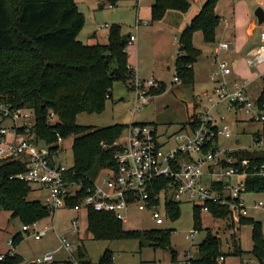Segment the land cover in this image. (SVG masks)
<instances>
[{
	"label": "trees",
	"instance_id": "trees-1",
	"mask_svg": "<svg viewBox=\"0 0 264 264\" xmlns=\"http://www.w3.org/2000/svg\"><path fill=\"white\" fill-rule=\"evenodd\" d=\"M115 6L118 0H106ZM219 0H207L195 14L189 25L180 32L177 41L178 54L174 60V78L185 83H194V63L201 51L193 47L195 32H200L205 44L215 41L216 28L221 17L215 8ZM190 8V0H154L150 8L152 22H161L168 11L185 13ZM84 24L83 16L77 12L73 0H0V102L13 109L24 108L33 111L34 134L42 142H54L57 134L66 139L73 136L71 145L72 164L70 172L73 179L84 184L78 203L90 181L105 167H113V151L105 150L102 143L111 144L128 125L114 124L98 129L78 126L76 118L81 113L97 114L104 110L110 99L113 82H122L129 90L133 79V69L128 66L126 48L130 34L120 33V26L108 27L105 44L86 45L78 41V32ZM92 36H95L93 34ZM165 84L158 83L156 89H150L151 96L165 91ZM258 102H264V86ZM53 118L49 122V115ZM201 123L197 114L190 116L183 127L196 129ZM237 158L250 157L248 152H233ZM19 162H0V210L10 212V216L19 219L21 224L31 225L50 217L40 200L28 199L32 186L10 177L25 172ZM167 180H161L154 188L157 193L165 188ZM248 191L264 193V179H255ZM179 202L165 200L164 209L167 218L176 221L180 217ZM193 228L200 232L201 215L198 206H193ZM213 220H229L226 208L211 206L208 210ZM87 230L93 240L117 241L133 240L139 246L154 248L170 247L172 230H125L123 223L109 212L87 210ZM231 219V218H230ZM240 225L251 226V254L264 264V235L262 226L251 217L240 218ZM196 249V256L189 257L187 264H224L226 255L222 252L220 236L209 229ZM12 246L16 248L23 240V234L12 237ZM233 253L242 254L233 241ZM79 264H93L87 258L86 249L78 246L74 252ZM173 258L175 252L172 251ZM21 256L5 255L0 264H21ZM54 263V262H53ZM99 264H114L113 254L105 250ZM63 264H70L65 261Z\"/></svg>",
	"mask_w": 264,
	"mask_h": 264
},
{
	"label": "built area",
	"instance_id": "built-area-1",
	"mask_svg": "<svg viewBox=\"0 0 264 264\" xmlns=\"http://www.w3.org/2000/svg\"><path fill=\"white\" fill-rule=\"evenodd\" d=\"M135 40L131 35L128 45ZM233 46L228 42L217 43L215 52H227ZM244 63L255 70L264 65V30L260 33L258 47L247 52ZM216 64L211 78L217 80L221 77L222 81L217 80L211 93L203 94L209 107L204 114H198L200 125L194 130L182 126L179 132L165 135L152 124L130 123L111 144H101L103 149L113 151L114 166L105 167L94 179H88L86 193L78 203L71 202L78 199L84 184L73 179L71 166L67 164L65 140L59 134L54 142L37 139L32 130L35 123L33 111L15 110L0 102V162H19L26 168L25 172L10 178L42 189L43 206L50 217L57 210L80 212L84 209L109 212L124 224L127 211L134 208L138 212L150 213L154 222L162 225L168 216L164 209L168 198L179 203H192L203 213H208L211 206H220L229 211L230 218L235 216L238 220L247 218L250 210L264 215V201L247 204V196L255 194L248 191V187L255 179H264V102L259 103L258 98L248 96L247 80H227L232 73L228 61L218 60ZM261 77V73L256 76L257 79ZM173 81L178 83L174 77ZM158 83L152 79L140 81L133 73L129 83L136 99L132 113L146 106L151 99L149 90L156 89ZM219 106L227 112L242 113L248 122L258 126L259 130L252 134L249 145L239 143L229 148L218 145L219 141L231 137L230 131L215 123L224 119ZM212 111L217 117H210ZM49 117L50 122L53 115ZM233 152H248L250 157L237 158L232 156ZM164 179L167 180L165 188L155 193L156 184ZM71 226L75 231L77 220H73ZM49 229L41 228L39 221L21 227V231L34 240L44 237ZM197 233L193 231L186 238L191 242ZM7 244L10 251L0 253V262L6 254L15 255L12 240ZM57 248L27 264H52L58 251L67 254L70 264H79L74 254L78 247L67 241L64 235L58 237ZM218 260L223 261V258Z\"/></svg>",
	"mask_w": 264,
	"mask_h": 264
},
{
	"label": "rangeland",
	"instance_id": "rangeland-1",
	"mask_svg": "<svg viewBox=\"0 0 264 264\" xmlns=\"http://www.w3.org/2000/svg\"><path fill=\"white\" fill-rule=\"evenodd\" d=\"M115 6L109 7L106 0H73L77 12L84 18V24L78 32V41L86 45L105 44L107 42L108 27L112 25L120 26V33L123 35H134L137 37L136 46L126 48L128 61L137 70L136 77L140 81L155 80L163 82L166 86L165 91L157 96H151L150 101L141 110L132 113L136 99L133 92L122 82H113L111 98L105 103L104 110L97 114L81 113L76 118L78 126H89L95 129L108 127L114 124L129 125L130 123L156 124L159 132L165 135H172L180 131L182 125L186 123L193 114H204L209 107L203 94L211 93L214 81L211 74L214 73L212 45L205 44L200 32L194 35L193 46L201 49L202 54L194 63V83L185 84L178 80L173 81L174 59L178 54L177 35L180 30L192 19V13L198 6L191 0L189 11L174 12L168 11L161 22H152L148 11V5L153 4L154 0H118ZM201 2V0H199ZM255 0H219L217 3V13L221 18L239 25L247 22V12L253 14ZM147 8V9H146ZM141 19V23L136 26V19ZM107 27H104V26ZM264 25V24H263ZM136 26V27H135ZM262 26V25H261ZM136 28V30H135ZM260 26L255 33V39L260 36ZM96 34V36H92ZM129 65V64H128ZM263 78L256 81L252 86V93L248 96L252 99L259 97L260 91L264 86ZM143 79V80H142ZM217 79L221 80V77ZM222 81V80H221ZM250 91V89H249ZM248 92V90H247ZM224 119L220 121L221 127L231 132L228 140L219 141L220 147H234L233 140L240 138L237 144L249 145L252 134L259 130L256 124L248 122L242 113L228 111L219 106ZM210 117L217 115L214 111L210 112ZM73 136L65 139L64 146L67 149V164H72V145ZM43 194L36 192L30 194L28 199L40 200L43 204ZM253 201H264L263 194L247 196V204ZM193 205L188 202L179 204L180 217L176 221L165 218L162 225H157L147 212H138L134 208L127 211V221L123 224L125 230H149V229H170V247L166 249L154 248L145 245L139 246L136 239L117 240V241H96L93 240L87 230V214L83 209L80 212L73 210H57L53 216L41 221L40 227L50 226L51 220L55 226L54 232H49L42 239L34 240L29 234L22 232L19 219L10 216V212L0 210V253H8L10 246L9 240L16 234H23V241L15 249L22 256V260H36L44 253L56 250L57 232H68L71 219L80 215L78 223L79 232L82 240L78 238L73 242L86 249L87 258L93 264H99L101 254L109 250L113 254L114 264H187L189 257L196 256V249L199 242L203 239L206 230L217 233L221 238L222 252L226 255L223 259L224 264H259L258 260L251 254L253 243L251 242V226L240 225L238 219L233 216L229 220H213L209 214L202 213L200 232L194 235L190 242L186 236L194 231L193 228ZM249 217L259 222L262 226L264 235V215L260 211L249 212ZM228 224L230 226H228ZM70 237H74L70 235ZM233 241L237 242V247L242 254L233 253L235 250ZM172 251L175 252L173 258ZM15 253V255H16ZM57 259L61 253H56ZM58 260V259H57ZM249 260V261H248ZM57 264H62L61 262Z\"/></svg>",
	"mask_w": 264,
	"mask_h": 264
},
{
	"label": "crops",
	"instance_id": "crops-1",
	"mask_svg": "<svg viewBox=\"0 0 264 264\" xmlns=\"http://www.w3.org/2000/svg\"><path fill=\"white\" fill-rule=\"evenodd\" d=\"M206 1L207 0H201V2H200L199 0H193V2L195 4H197L198 6L194 9V11L192 13V15H193L192 16V19H193V17L195 16V14L200 10V8L203 6V4ZM190 2H191V0H190ZM151 5H152V3L150 5H148V11H149V13H150ZM258 6H260L264 10V0H255L254 7H253V11ZM190 8H191V3H190ZM215 13H216V15L220 16L217 13V5H216V8H215ZM246 14H247V16H246L247 22H245L242 25H239L238 20H237V23L235 22V23H232V25H231V22H229L227 19H225L224 17L221 18V22H220L219 26L215 30L216 31L215 41L212 42V43H210V44H208V45H212L213 44V46H212L213 48H212L211 52L213 54V66L215 67V69H216V66H217L216 63H217L218 60L228 61V63L231 64L232 73H231V75L229 77H227V80H229V81L232 80V79L233 80L234 79L247 80L249 82V85H248V88H247V90H248L247 94L250 95L252 93V91H253L252 90L253 84L256 81H259L260 80V79H257L256 78L257 74H260V73L263 74L264 73V65H261L257 70H255V69H249L246 66V63H244V60H245V57H246L247 52L249 50L255 48V47H258V45L260 43V36H259L258 39H255L254 38L255 37V33H256V31H257V29H258L259 26H257V24H256V20H255L254 15L252 14V10H251V13L247 12ZM220 17H222V16H220ZM191 20H190V22H191ZM136 23H137V25H139L141 23V19H138L137 18L136 19ZM189 23L186 24V26L189 25ZM186 26H184L182 29H184ZM135 30H136V28H135ZM260 30H261V32L264 30V25L263 24H262V26L260 25ZM180 33H178V35H177V41H178V37H179ZM196 33L197 32H195L194 35ZM95 36H96V34H95ZM135 38H136V40L132 44H130L128 46H136V45H133L137 41V37H135ZM193 42H194V36H193L192 44H193ZM224 42L225 43L228 42L230 44H234L235 46L231 47V49L228 50L227 52L221 51L219 53H216L215 52V48H216L215 46L217 45V43H224ZM198 50L201 51V49H198ZM201 54H202V51H201ZM128 64H129L128 66H130L133 69L134 74L136 75L137 74V70L135 69V66H132L131 63H128ZM193 69H194V67H193ZM261 78H263V77H261ZM211 80L214 81V85H213V88H214L217 85V80H219V79L215 80V79H212L211 78ZM160 83H162V82H160ZM249 89H250V91H249ZM220 121H223V120H217L215 123H216V125L218 127L223 128V127H221ZM133 123H135V122H133ZM147 123L152 124L156 128V124L151 123V122H147ZM147 123H144V124H147ZM156 130L158 131L157 128H156ZM240 138L233 140V143L236 146H237V143L240 140ZM36 192H38V193L41 192L42 194H44L43 193V190L40 189L39 187H37V186L32 187V193L31 194L34 195ZM73 220H77V227H76L77 229L75 231H73L72 230L71 223H70V227L67 230L68 232L67 233L66 232H63V231L62 232H57L56 238L58 240V237L59 236L64 235L66 237L67 241H69L70 243H72L75 246H77V245H79V243L76 244V243L73 242L74 240H71V239H74V238H75V240L77 238L79 240H82L83 239L81 237V235H80L79 227H78V223H79V220H80V215H76L74 218H72L71 219V222ZM52 225H53V223H52V220H51V225L50 226H44V227H47V228L50 227V229L47 230V234L49 232H54L55 231L54 230L55 229V226L54 225L52 226ZM70 235H72L74 237L72 238V237H70ZM57 243H58V241H57ZM57 247H58V245L55 248L58 249ZM3 253H5V252H3ZM3 253H1V254H3ZM15 253H16V251H15ZM58 253H61V255H59V257H57L58 260L55 258L54 263H52V264H57L59 262H61L63 264V262L67 261V254L64 251H58ZM16 255L17 256H21L18 252L16 253ZM21 258H22V256H21ZM29 261H32V260H29ZM224 262H225V260H224ZM27 263H28V261L23 260V262L21 264H27ZM244 264H248V263L245 262Z\"/></svg>",
	"mask_w": 264,
	"mask_h": 264
},
{
	"label": "water",
	"instance_id": "water-1",
	"mask_svg": "<svg viewBox=\"0 0 264 264\" xmlns=\"http://www.w3.org/2000/svg\"><path fill=\"white\" fill-rule=\"evenodd\" d=\"M253 15L255 17L257 26L264 24V10L260 6H258L253 11Z\"/></svg>",
	"mask_w": 264,
	"mask_h": 264
}]
</instances>
